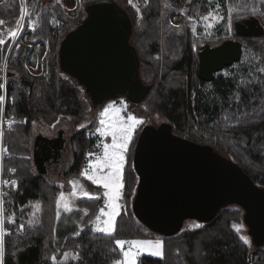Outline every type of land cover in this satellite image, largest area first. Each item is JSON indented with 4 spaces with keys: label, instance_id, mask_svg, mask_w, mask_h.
<instances>
[{
    "label": "trees",
    "instance_id": "16d2710c",
    "mask_svg": "<svg viewBox=\"0 0 264 264\" xmlns=\"http://www.w3.org/2000/svg\"><path fill=\"white\" fill-rule=\"evenodd\" d=\"M80 1L83 9L84 2L90 0ZM114 1L131 19V43L140 60L141 79L152 85L140 103L142 108L138 107L139 115L161 116L175 135L187 136L225 154L255 184L264 187V71H261L264 37L236 38L227 25L247 15H256L264 23V0H219L222 21L228 31L226 36L214 39H196L189 20V16L199 17L208 11L207 0H147V3L133 0L141 14L140 24L138 12L129 0ZM23 6L30 15L38 13L31 38L46 46L38 75L25 66L30 46L21 38L20 30L28 24L22 17ZM81 8L72 16L54 1L45 6L41 0L0 3V20L5 22L0 25V38L5 40L0 45V83L5 85L0 90L5 95V101L0 104L4 109L0 113V130L4 132L2 146L9 149L7 154L0 155V165L4 168L0 171V181L17 182L15 186L0 183V193L1 189L8 192L0 196L4 201L7 232L2 264H112L121 258L114 240L143 238L144 230L161 237L164 258L142 255L137 264H264V244L255 245L252 241L254 249L249 250L233 228L234 223L244 221L243 210L236 205L221 208L211 221L199 222L198 227L186 228L183 223L181 230L171 236L153 232L137 219L132 210L138 186L133 156L139 134L147 124L135 131L130 142L123 169L124 207L111 237L94 231L91 226L103 206L102 187L80 175L88 154L98 152L96 124L73 134V163L67 172L69 177L81 179L99 199L77 201L87 212L79 235H65L56 241L59 189L30 169L31 122L40 118L51 124L61 116L77 120L89 107L80 86L60 72L57 62L59 43L84 17ZM254 10L256 14H252ZM174 17L178 18L177 23L172 21ZM12 31H18L15 38L10 36ZM229 38L240 41V60L216 73L212 81L200 80L197 74L200 48L205 44L219 45ZM3 116L14 123L4 127ZM12 168L15 172L9 171ZM36 205L40 206L39 210ZM8 217L15 223H8ZM77 253L80 259L75 258Z\"/></svg>",
    "mask_w": 264,
    "mask_h": 264
},
{
    "label": "water",
    "instance_id": "95a60500",
    "mask_svg": "<svg viewBox=\"0 0 264 264\" xmlns=\"http://www.w3.org/2000/svg\"><path fill=\"white\" fill-rule=\"evenodd\" d=\"M83 11V19L59 43V70L83 87L92 108L99 109L119 97L140 104L152 85L141 79L128 13L114 0L86 1ZM231 29L236 38L264 37V23L256 15L233 19ZM241 54L242 45L233 38L216 46L203 45L198 52L199 79L212 81L216 73L238 62ZM63 134L60 129L54 138L40 134L36 140L39 151H35L33 162L38 174L53 169V164L43 165L51 154L43 156L41 152L55 144L61 154L67 143ZM133 164L138 186L132 210L151 231L171 236L188 219L207 223L221 208L236 205L243 210L253 243L264 244V187L211 146L175 135L166 122L149 125L139 134ZM54 167L60 166L56 163Z\"/></svg>",
    "mask_w": 264,
    "mask_h": 264
},
{
    "label": "rangeland",
    "instance_id": "374dc122",
    "mask_svg": "<svg viewBox=\"0 0 264 264\" xmlns=\"http://www.w3.org/2000/svg\"><path fill=\"white\" fill-rule=\"evenodd\" d=\"M9 1L10 0H0V3L9 2ZM48 2H49V0H41V4L43 6L48 4ZM57 3L59 4L60 7H62L64 12H66L68 15H72V16L75 15L77 9L82 7V3L80 0H58ZM218 3H219L218 11L216 10V4L214 3L212 5V8L210 9L208 7V9H207L208 11L205 12L204 14L200 15L199 17H195L191 20L189 19L191 22L192 30H193V28H195V31H193V33H194V36L196 37V39H200V38L214 39L217 37L226 36V32L228 31V26L230 27L231 24L229 22H227L228 26L225 25L226 23L223 24V21H222L223 20V9H222L221 2L219 0H218ZM130 4L138 12V24H140V20H141L140 11L137 8L136 3L133 0H131ZM207 6H208V4H207ZM209 11H212L213 15L208 16L207 20L202 19V16L208 15ZM83 14H84V11H83ZM22 17L26 18L28 24L26 27H23L20 30L21 38L24 42H26L30 46L31 49L35 50V53H36V51L39 50V47H38L39 44L35 43V41L31 38V32L35 29L36 19L38 17V13H34V14L30 15L29 11L27 10V7L23 6L22 7ZM177 19H178L177 17H174L172 19V21L174 23H177ZM19 28H21V26H19ZM229 30H230V28H229ZM17 33H18V31H17ZM40 50L42 53V49H40ZM43 50H44V48H43ZM38 54L36 56V55L32 54L31 50H29V53H28V56H27V59L25 62V66L28 69V71H30L32 74H35V75L40 74L42 71L41 62H42L43 55L38 56ZM3 71H4L3 75H5L6 71L5 70H3ZM223 73L226 74L227 71H225ZM66 76L69 77L68 75H66ZM75 85H77V84H75ZM80 89L83 91L82 97L86 100V102L88 103V106H89L86 113L81 118L75 120V119L70 118V117L61 116L55 122H53L51 124H47V123L43 122L40 118H35L31 122V128H32L31 148H32V142H33L32 137L34 134L36 135L39 132L43 133L44 135H48L49 137H52V136H55L57 134V130L62 129V130H64L63 135L67 139V143H66L67 147H66V149L62 155V156H65L67 164L65 166L62 165L61 167H58V168H55L54 167L55 164H53V169L52 170L50 169V172L48 174L42 175L44 177V179L46 180V182H48L49 184H54L59 189V192L57 194V199H56V208H57V211L58 210L60 211L61 215H60V218L57 219V225H56V231H55L56 241H59L65 235H75L77 233L78 227L81 226L82 219H83L85 212H86L83 209H81V211H80L79 207L78 208L72 207L73 200L77 196V194L79 193V190H80L79 188L73 187L72 191L65 192L66 186H67V181H69V180L75 181L78 184L81 182V184L83 185V183H82L83 181L81 179L75 178V177L71 178V177H69L70 175L67 172L73 163L74 149H73V144L71 141V137L73 136V134L75 132H78V131L90 126L91 124H96V129H95L94 133L98 136V140H97L98 141L97 142L98 152L92 153V155L88 157V159L86 161V165L84 166V168H85V167H87L89 161L94 162L98 155H102L103 144L111 142V137L102 136L101 132L98 131V129H101L103 127L100 124V120L101 119H108L107 117H101L100 114L104 111L105 108H108L110 105H113V106H115L116 109L121 110L120 114H121V116H123L125 118L129 115H133V116H136L138 119L142 120L143 122L141 124L137 125L136 130L139 127H141V125L147 124V125H151V126H158L161 123L165 122V120L157 114H154V115L149 116V117L140 116L139 113L137 112V110H138V107L142 108V105H140V104H129L125 98H121V97L110 99L109 101L104 103L103 106L99 109L92 108V106L90 104L89 97L85 94L83 87L80 86ZM135 131H134V133H135ZM184 137L187 138V136H184ZM31 154H32V151H31ZM223 155H225V154H223ZM126 164H127V158H126ZM124 168H125V166H124ZM30 169L33 173H35V174L38 173L37 168L35 167L34 162L32 160V157H31ZM83 188H84V189H82V190H84L83 194H82L83 196H84V192H88L90 194V196H92V197L95 196V194L90 192L88 189H86L85 186ZM1 191H3V190L1 189ZM105 191L106 190L103 189V187H102V197L104 198V202H103V206L101 209H103L104 213L110 211V209L108 207V204H109L108 198L104 196ZM61 193L64 194L65 201L69 204V207L72 209L70 212L64 211V209H63V203L64 202L63 201L59 205V208L57 206V200L59 199ZM121 194H122V189H121ZM86 198L89 199L88 197H86ZM117 203H118L119 210H121V208L123 209L124 203L121 202V198L119 199V201ZM101 209H100L98 216L100 217V221H103L106 219V216H104L102 214ZM82 210H83V212H82ZM91 223H92L91 226L94 229V226L97 223L96 218ZM184 226L186 228H193V227L200 226V223L196 220L188 219L184 222ZM233 228L235 229L236 233L239 235V237L244 242H245V240H247L246 244L249 247V250L252 251L254 249V246L252 243V237H251L249 230H248V227L244 223V221L241 220L240 222L234 223ZM143 236H144L143 238H133V239H135V240H153V241L158 239V240L162 241V239L159 235L152 234L147 230L143 231ZM133 239H129V240H133ZM127 248L128 247L126 245L125 249H127ZM142 255L153 256L150 254V252L143 251L137 257V260ZM120 257L122 258V253H120ZM154 257H156V256H154Z\"/></svg>",
    "mask_w": 264,
    "mask_h": 264
},
{
    "label": "snow or ice",
    "instance_id": "6c2138e0",
    "mask_svg": "<svg viewBox=\"0 0 264 264\" xmlns=\"http://www.w3.org/2000/svg\"><path fill=\"white\" fill-rule=\"evenodd\" d=\"M131 3V0H129ZM147 3V0H145ZM216 4V10L219 9L218 0H207L208 7L211 9L213 4ZM166 7H170V5L166 4ZM252 14H256L255 10ZM213 15L212 11L208 12V15L202 16V19L207 20L208 16ZM222 18V17H221ZM189 19H193L192 16H189ZM5 22L0 20V25H3ZM195 31V28H193ZM12 38L17 36L16 31H12L10 33ZM5 40L0 38V45H4ZM19 45H17L18 47ZM264 71V69H261ZM5 85L0 83V90H4ZM5 101V95L0 94V104ZM4 109L0 108V113H3ZM121 110L115 108V106L110 105L108 108H105L104 111L100 114L101 117H107L108 119H101L100 124L103 126L98 131L101 132L102 136L111 137L110 143L103 144L102 155H98L96 160L89 161L87 167L82 169L80 175L85 177L92 184L97 186H102L106 191L104 192V196L108 198L109 204L108 207L110 211L104 213L103 209L101 212L106 219L100 221V217L97 216V223L94 226V230L100 233H103L106 236H113L116 232L117 228V217L120 215V210L118 207V201L121 198V189L124 187L123 184V169L126 164V156L129 151L130 142L133 139L134 131L136 130L137 125L141 124L143 121L138 119L136 116L129 115L126 118L121 116ZM14 121H9L11 125ZM4 137V132L0 130V155L7 154L9 149L7 147L2 146V141ZM89 156L92 153L88 154ZM3 165H0V171H3ZM9 171L15 172V169H9ZM3 185L7 186L11 183L13 186L17 184L15 180H3L0 181ZM75 186L76 182L72 181ZM6 195V193H0V196ZM84 197H88L91 199H99V197H92L88 192H84ZM63 203V209L65 212H70L72 209L69 207V204L65 201L64 194L61 193L59 199L57 200V206L61 202ZM4 201L0 200V264H2V258L4 257L5 251V241L4 236L7 234L6 225H5V209L3 207ZM39 205H36L37 210H39ZM87 214V212H85ZM60 211L58 210L56 213L57 219L60 218ZM8 223H15L11 217H8ZM29 223H32L30 221ZM22 229L24 227L23 224L19 225ZM76 235H79L77 232ZM247 243V240H245ZM114 244L122 253L121 259H116L112 262V264H137V257L141 252L147 251L150 252L151 255L159 257L161 259L164 258L163 251V242L161 240H125V239H116L114 240ZM128 245V248L125 249V246ZM67 256V254H66ZM77 259H80L81 256L79 253L76 254Z\"/></svg>",
    "mask_w": 264,
    "mask_h": 264
},
{
    "label": "flooded vegetation",
    "instance_id": "af4514ba",
    "mask_svg": "<svg viewBox=\"0 0 264 264\" xmlns=\"http://www.w3.org/2000/svg\"><path fill=\"white\" fill-rule=\"evenodd\" d=\"M8 74V73H7ZM12 75V74H11ZM60 130V129H59ZM59 130H57V134H58V132H59ZM40 134L42 135V136H45V137H49L48 135H44L43 133H41V132H39L38 134H34L33 135V137H32V160H33V158H34V154H35V151H39L38 150V147L35 149V142H36V140H38V139H40L39 137H40ZM57 134L55 135V136H52V137H49V138H54V137H56L57 136ZM43 143H45L46 145H48V142H46V141H42ZM38 143H41V142H38ZM66 144H65V149H66ZM55 151H54V150ZM65 149L63 150V152L60 154V153H58V151H57V147L55 148V144H53V147L51 148V147H49V146H47L46 148H44L43 150H42V155L43 156H47V154H51V156H49V160L48 161H44L43 162V165H45L46 167H49V164H59V166L61 167L62 165H66L67 164V162H66V158H65V156H62L63 155V153H64V151H65ZM60 154V155H59ZM56 157H58V159H56ZM61 157V158H60ZM35 165V164H34ZM53 166V165H52Z\"/></svg>",
    "mask_w": 264,
    "mask_h": 264
},
{
    "label": "crops",
    "instance_id": "0c3cea01",
    "mask_svg": "<svg viewBox=\"0 0 264 264\" xmlns=\"http://www.w3.org/2000/svg\"><path fill=\"white\" fill-rule=\"evenodd\" d=\"M51 1H54V2H58V0H51ZM50 1V2H51ZM59 5V4H58ZM62 8V7H61ZM36 25H37V19H36ZM36 25H35V27H36ZM35 43H38L39 44V50H37L36 51V53H35V50H33V49H31L30 48V50H31V52H32V54H34V55H36L37 56V54H38V56L39 55H43L44 54V52H45V49H46V46H45V44L43 43V42H41V41H35ZM43 48H44V50H43ZM40 49H42V53H41V50ZM72 182V180H69V181H67V186H66V191L65 192H68V191H72V188L73 187H75V188H79L80 190H79V193L77 194V196L74 198V200H73V205H72V207H76V208H78L79 206H77L75 203H77V201H79V200H82V199H86V197H84L82 194H83V191L84 190H82V189H84L83 187L85 186V184L83 183V185L81 184V182L78 184L77 182H76V184H75V186L73 185V183H71ZM86 187V186H85ZM86 189H87V187H86ZM93 197H96V195L95 196H93ZM75 204V205H74ZM80 208V211H81V209H83V208H81V207H79ZM84 210V209H83ZM83 210H82V212H83ZM81 212V213H82ZM81 229H82V227L81 226H79L78 227V229H77V232L79 233L80 231H81ZM76 235V234H75Z\"/></svg>",
    "mask_w": 264,
    "mask_h": 264
},
{
    "label": "built area",
    "instance_id": "2783aa9c",
    "mask_svg": "<svg viewBox=\"0 0 264 264\" xmlns=\"http://www.w3.org/2000/svg\"><path fill=\"white\" fill-rule=\"evenodd\" d=\"M51 0H49V2H50ZM52 2V1H51ZM2 122H3V124H4V127L6 126V127H9V120L5 117V116H3L2 117ZM1 193H6V195H8V192L6 191V190H3V191H1ZM6 195H2V196H6ZM127 247H128V245H127Z\"/></svg>",
    "mask_w": 264,
    "mask_h": 264
},
{
    "label": "bare ground",
    "instance_id": "6f19581e",
    "mask_svg": "<svg viewBox=\"0 0 264 264\" xmlns=\"http://www.w3.org/2000/svg\"><path fill=\"white\" fill-rule=\"evenodd\" d=\"M39 140V139H38ZM49 144V143H48Z\"/></svg>",
    "mask_w": 264,
    "mask_h": 264
}]
</instances>
